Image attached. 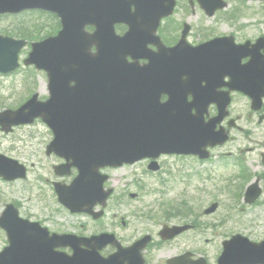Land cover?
<instances>
[{
  "label": "rangeland",
  "instance_id": "rangeland-1",
  "mask_svg": "<svg viewBox=\"0 0 264 264\" xmlns=\"http://www.w3.org/2000/svg\"><path fill=\"white\" fill-rule=\"evenodd\" d=\"M180 4L176 15L168 22L163 23L161 27V36L166 37L167 41L171 37L178 38L179 26L182 22H187L192 26V33L188 39L191 44L203 41L205 36L210 38L232 34L238 42L252 41L264 36V4L262 3L244 4L230 1L226 11L219 13L214 18H207L197 6L190 10L186 7V0H181ZM232 15L234 17H231ZM35 18L29 14L22 15V19L27 21L28 28L37 23ZM175 20H177L176 23H174ZM173 23L179 26L175 28ZM42 26L44 25L42 24ZM41 29L42 35H44L47 31L44 27ZM167 30L171 35L166 33ZM34 39L37 40L39 37L36 36ZM21 75L26 81L22 83L23 88L19 81L12 82L0 78L4 82L0 85L2 89V92L0 91V111L7 106L16 107L35 92L41 93V99L47 98L46 78L43 74L23 68L20 71ZM12 88L17 90V94L11 91ZM249 104L245 98H235L231 105L232 114L235 117L243 114L238 123L240 127L247 126L254 132H264V123L258 125L260 127L257 126V118L250 114L252 112ZM47 131L49 130L46 126L40 123L31 127H20L11 136L0 135V153L16 159L28 167V176L25 181L5 184L0 180V213L6 203H16L20 206L19 211L21 210L22 214L27 212L37 216L40 220L58 219L62 224H48L51 229L56 231L78 232L81 223L89 234L95 231V233L99 232L97 229H105L123 237H126L127 234L138 236L146 233H153L156 236L163 225L187 223L179 216L180 213L187 215L188 219L197 215L199 217L198 231L187 233L184 235L185 237H182L183 239H179L181 241L177 240L171 244L172 246L165 247L158 253H152L153 256H157L156 258L151 257L152 260L158 261L160 264H163L164 260L172 255L191 250H197L198 252L195 253L204 255L210 264H216L221 253L222 241L229 239L232 235H245L254 241L264 238V205L247 209L243 215L238 212L236 214L233 209L235 204L232 200L234 195L232 188L239 185L237 179L239 172L238 169L228 166L224 148L214 152L211 165L196 164L193 160L179 161L174 158H165L162 162V170L157 176L145 174L144 166H138L136 170L138 182L136 184L126 183L124 185V180L114 182V198L108 202L103 220L93 222L87 217H68L54 198L52 183L62 181L68 183L70 178L58 179L53 174V166L60 162L54 156L47 157L45 155V147L49 140ZM240 135H242L240 132L234 131L236 141L233 148L239 145ZM257 164L258 156H250L246 167L252 178L255 171L262 170L256 167ZM180 166L186 167L188 173L191 174L188 186L185 185L187 179H182L178 175L181 170L177 168ZM116 173H121V170ZM113 174L115 173L113 172ZM185 187H188L186 191ZM131 195H136V198L131 199ZM214 202L219 203L218 211L208 217L202 216V211ZM43 203L48 206L44 212L40 208ZM183 209H191V217ZM115 214L118 215L115 220L117 225H114L113 220ZM119 217L130 223L128 230L127 228L123 230L120 227ZM228 220L230 221L228 222ZM207 240L208 242H206ZM3 242L4 234L0 231V248L4 246Z\"/></svg>",
  "mask_w": 264,
  "mask_h": 264
},
{
  "label": "water",
  "instance_id": "water-1",
  "mask_svg": "<svg viewBox=\"0 0 264 264\" xmlns=\"http://www.w3.org/2000/svg\"><path fill=\"white\" fill-rule=\"evenodd\" d=\"M167 1L166 14L172 10L173 4ZM82 0H0V11L4 8H10L9 10H22L26 8H42L55 10L62 20L64 21V10L66 9V31L71 34V38L75 36V27H78L79 32L81 31L82 24L79 25L80 10ZM201 7L207 11L208 15L211 16L216 9H222L225 5L221 0H198ZM214 5V7L212 6ZM80 14V15H79ZM76 16L75 20L72 18ZM153 17L151 18V20ZM75 23V24H74ZM74 24V25H73ZM153 34V30L151 29ZM99 36L102 39V43L98 45V54L94 59L93 64L98 65L97 71L100 78L104 83L113 82L114 75L117 73L115 64V52L113 51V43L115 41H124L126 44L127 36L123 39H118L113 34L112 24L103 25L102 31L99 30ZM65 39L64 29L59 33L58 37L54 40H47L46 42L34 46V51L31 54L30 62L35 63L40 69H44L51 76L55 74H63L64 57L66 54L63 46ZM122 62L125 64V54L122 57ZM60 67V69H58ZM126 67V66H124ZM50 77V76H49ZM264 80V79H263ZM53 83V82H52ZM242 86L250 94L252 100V108L258 110L261 106V98L264 96V89L262 85H258L252 76L247 78L246 81H242ZM78 90H80L78 88ZM113 96V90L110 87L104 86L98 95V98L102 100L101 112L97 113V116L93 119L88 120V126L84 128H74L75 139L73 142L74 146L78 147L81 157V163L84 162L86 169H93L94 174L96 173L94 163L96 167L113 165L118 166L123 162L132 163L135 160L144 156H151L158 153H178L183 146L176 139L179 137L178 127L176 125V119L172 114L163 113L160 117L156 114L150 113L147 123L146 130H140L134 126L130 119L125 115L124 111L116 113L114 107L116 104L110 102ZM97 98L96 95H91L90 98ZM199 102H204L205 106L211 103H216L219 107L221 115L209 122L208 124L201 123L202 113H199L197 118H191L193 124V138L195 142L189 144L195 150L202 146H215L216 144H222L225 140V134L220 132L214 134L210 132L209 127L213 128L217 122L224 116V112L228 103V99L223 100L221 97L204 93L198 98ZM119 103V102H118ZM122 103V102H121ZM126 106V102L122 103ZM58 106H64L59 99L52 97L45 103H37L36 97H33L28 103L21 107L17 111H6L0 114V126L3 129L8 130L11 126L30 123L36 117H41L43 120L48 119V114L53 113V109ZM149 104L147 106L148 110ZM97 109V108H96ZM184 122L187 127L191 126V120L187 117V114H183ZM196 117V116H194ZM177 127V129H175ZM208 127V128H207ZM207 128V133L205 129ZM56 134L60 137V134L53 128ZM142 131V133H140ZM62 132V130L60 131ZM80 132V133H79ZM204 135V136H202ZM61 136L63 134L61 133ZM61 138V137H60ZM203 138V139H202ZM205 140L204 142L197 141ZM144 140H147L144 142ZM60 146L57 143L53 144L51 148L58 152L57 154H65L69 152L63 148L59 149ZM66 147V146H64ZM51 150V149H49ZM4 159L0 158V172L4 174L8 179L17 177L14 174L7 176L8 168L7 165H3ZM19 170V167H15L14 171ZM91 172H88L89 175ZM83 174L80 171V176ZM92 173V175L94 176ZM80 176L76 179V183L68 188H61L58 191L59 200L65 206H68L72 211H83L90 212L92 207L97 201L104 205V201L108 196V193H102L100 190V184H93L88 188H85L84 183L79 181ZM95 177V176H94ZM58 188V186H57ZM260 190L258 189V181L252 184L246 191L245 202L253 203L259 196ZM217 208V205H212L205 214L213 213ZM7 216L12 218L15 217L14 212L7 211V213L0 219V225L5 222ZM9 234L14 232V229L6 227ZM183 229H164L161 234L164 239H169L173 235L182 231ZM172 234V235H171ZM101 237L94 239L95 243H98ZM108 240V236H102V241ZM92 241H88L91 243ZM145 242V240L143 241ZM11 247L8 248L7 253V264H34L33 258L39 257L45 260V264H53L56 259H52V256L47 252L48 249L44 248L38 241L29 240H17L13 236H10ZM141 243V242H140ZM138 243L133 246V249L129 250L131 253L133 250L138 251L143 248ZM224 251L218 260V264H264V243L260 245H254L247 242V240L241 237H234L231 241L223 244ZM13 249L15 250L13 253ZM185 258L173 259L168 261V264H181L185 263ZM97 259V264H115L116 258L112 257L108 260ZM66 264H80L79 257L75 256Z\"/></svg>",
  "mask_w": 264,
  "mask_h": 264
},
{
  "label": "flooded vegetation",
  "instance_id": "flooded-vegetation-1",
  "mask_svg": "<svg viewBox=\"0 0 264 264\" xmlns=\"http://www.w3.org/2000/svg\"><path fill=\"white\" fill-rule=\"evenodd\" d=\"M3 28L0 27V33H2ZM246 62L243 61L242 64H245ZM231 97H243L240 93H236V92H233L230 94ZM243 115V114H242ZM242 115L240 114L238 117H236V121L242 119ZM253 117H259L257 114H254ZM259 125L261 123H258ZM258 126V125H257ZM260 127V126H258ZM239 130V132L242 134L240 135V140H239V145L236 147L234 146L233 148V144L234 142L236 141L235 139L233 138H229L228 142H227V147H226V156H227V161L229 163V167L230 168H238L240 167V172L242 173V175L244 176L245 178V175L248 174V169L246 167L247 165V161L248 159H250V156H258V164H257V168L259 169H262L261 171H255L254 172V176L256 178L259 179V185L261 187V190H262V200L260 199L256 205H258L259 203L261 202H264V166L262 164V156L264 155V142H262L264 140V132L263 131H258V132H254L251 128H247L244 127H240L237 128ZM176 159H179V160H183V159H186V158H176ZM197 163H199V161L195 160ZM149 163L150 161L148 160H145L143 162H141L140 164H142L144 166V169L146 172H144L145 174L147 175H151L153 174L152 176H157L161 170H162V160H158L156 162V169L157 171L156 172H153L151 171L148 166H149ZM243 170V171H242ZM186 169L185 168H182L181 172H185ZM166 173H168V171H166ZM143 175V174H142ZM190 176L191 175H185V176H182L181 174V178L182 179H187V185L190 183L191 179H190ZM129 177V180H128V183L129 184H136L138 181L136 179V175L134 174H130L128 175ZM239 179V178H238ZM115 180H118V182L120 181H123L124 179L123 178H120V179H115ZM159 183V182H158ZM245 188V187H244ZM188 189V187H185V191ZM242 199H243V196L241 197V205H242ZM186 213L190 214V217L192 215V212L191 211H186ZM83 218H85L84 215H81ZM32 221H38L36 216H31L29 217ZM189 218V217H187ZM47 222H49L48 220H46ZM188 224H191L193 226V229L191 232H195L199 227H198V220L195 218V216L187 222ZM183 225V224H182ZM122 226H126V224L124 222H122ZM72 234H75L77 236H82V237H90V236H93L95 234H88L87 232V229L86 227L80 223V228L78 229V232H70ZM150 233H147V234H144V235H149ZM144 235H138V236H135L134 234H130L128 235L126 238H123L121 237L120 239L118 238V240L120 241L121 245L123 247H127V246H130L132 243H134L135 241L139 240L140 238H142ZM152 235V236H151ZM185 234H182L180 236H178L177 238L173 239L172 241H162L160 240L157 236H154L153 234H150V236L152 237V242L150 244L147 245L146 247V250L144 252V258L146 259L147 262H149L150 264H152L153 262H155V264H160L158 261H153L151 257L153 258H156L157 256H153V252L155 253H158L159 251H161L163 248L165 247H170L172 246L171 244L174 243L175 241L179 240L180 238H182ZM183 239V238H182ZM181 241V240H179ZM207 242V241H206ZM116 251V248H111V247H108L106 248L105 250L102 251V255L103 256H109L110 254L114 253ZM194 252H198L197 250H192L191 251H187V252H184L183 254L185 253H189L190 254V258L192 259H196L199 255L194 253ZM182 252L179 254L181 255ZM205 258V256H204ZM166 263V261L164 262V264ZM206 264H208V262L206 261Z\"/></svg>",
  "mask_w": 264,
  "mask_h": 264
},
{
  "label": "bare ground",
  "instance_id": "bare-ground-1",
  "mask_svg": "<svg viewBox=\"0 0 264 264\" xmlns=\"http://www.w3.org/2000/svg\"><path fill=\"white\" fill-rule=\"evenodd\" d=\"M7 108H11L10 106H7Z\"/></svg>",
  "mask_w": 264,
  "mask_h": 264
}]
</instances>
